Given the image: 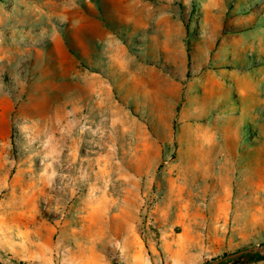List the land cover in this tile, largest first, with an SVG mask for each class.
Instances as JSON below:
<instances>
[{
    "label": "rangeland",
    "instance_id": "374dc122",
    "mask_svg": "<svg viewBox=\"0 0 264 264\" xmlns=\"http://www.w3.org/2000/svg\"><path fill=\"white\" fill-rule=\"evenodd\" d=\"M264 0H0L3 264H264Z\"/></svg>",
    "mask_w": 264,
    "mask_h": 264
},
{
    "label": "water",
    "instance_id": "95a60500",
    "mask_svg": "<svg viewBox=\"0 0 264 264\" xmlns=\"http://www.w3.org/2000/svg\"><path fill=\"white\" fill-rule=\"evenodd\" d=\"M256 251H258V252H264V247H258L256 249ZM247 252H248L247 250H241V251H238L236 253H232V254L226 255L224 258H220V259H217L215 261H212L209 264H220L221 262H223V261H225L227 259L236 258L238 256H241V255L247 253Z\"/></svg>",
    "mask_w": 264,
    "mask_h": 264
},
{
    "label": "trees",
    "instance_id": "16d2710c",
    "mask_svg": "<svg viewBox=\"0 0 264 264\" xmlns=\"http://www.w3.org/2000/svg\"><path fill=\"white\" fill-rule=\"evenodd\" d=\"M0 264H3V263L0 261ZM20 264H27V263H25V262H20Z\"/></svg>",
    "mask_w": 264,
    "mask_h": 264
}]
</instances>
